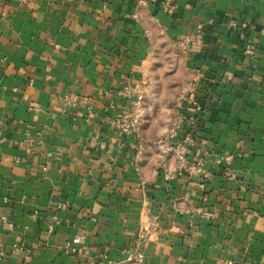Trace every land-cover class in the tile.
<instances>
[{"label":"crops","instance_id":"0c3cea01","mask_svg":"<svg viewBox=\"0 0 264 264\" xmlns=\"http://www.w3.org/2000/svg\"><path fill=\"white\" fill-rule=\"evenodd\" d=\"M0 264H264V0H0Z\"/></svg>","mask_w":264,"mask_h":264},{"label":"built area","instance_id":"2783aa9c","mask_svg":"<svg viewBox=\"0 0 264 264\" xmlns=\"http://www.w3.org/2000/svg\"><path fill=\"white\" fill-rule=\"evenodd\" d=\"M194 43H197L194 42ZM191 45L189 41L182 42L181 46L183 48ZM253 48L251 46L246 47V52L249 54L253 53ZM195 88L193 83H185L181 89V95H179V103L185 101V95L192 93ZM123 95L129 96L131 98V103L123 112L117 116L110 117L107 116L103 118L109 126L117 130L118 132L131 134L137 138H141V131L143 127V122L145 118V105L144 96L140 93H135L134 96L129 90H125ZM183 114L177 113L170 126L167 128L164 134L159 136L154 145L160 152L161 160L159 165L166 169V178L170 177L171 172L169 168L168 160L173 158L175 160V167L177 172H182L187 169L190 165L189 159L186 154V144L191 142L190 137L178 138L179 130L182 128ZM74 244L80 243V238L76 237L73 239ZM143 254L141 252H131L128 256L129 260L142 261Z\"/></svg>","mask_w":264,"mask_h":264},{"label":"rangeland","instance_id":"374dc122","mask_svg":"<svg viewBox=\"0 0 264 264\" xmlns=\"http://www.w3.org/2000/svg\"><path fill=\"white\" fill-rule=\"evenodd\" d=\"M182 87L180 88V91H181Z\"/></svg>","mask_w":264,"mask_h":264}]
</instances>
